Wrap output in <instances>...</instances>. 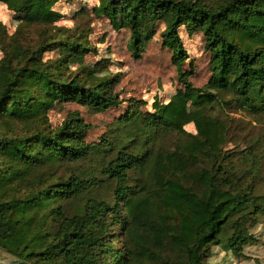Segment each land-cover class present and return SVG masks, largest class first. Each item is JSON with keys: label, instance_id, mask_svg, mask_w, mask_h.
Instances as JSON below:
<instances>
[{"label": "trees", "instance_id": "16d2710c", "mask_svg": "<svg viewBox=\"0 0 264 264\" xmlns=\"http://www.w3.org/2000/svg\"><path fill=\"white\" fill-rule=\"evenodd\" d=\"M52 1L0 0L39 31L28 41L0 23V251L28 264H206L218 246L241 255L264 216V138L227 149L225 111L264 120V0H99L97 13L130 31L137 60L170 16L162 46L192 92L153 113L133 100L115 136L95 143L80 112L59 126L50 112L59 102L119 108V76L91 81L68 57L44 60L96 52L87 34L56 25ZM182 28L206 41L212 77L201 89L184 70Z\"/></svg>", "mask_w": 264, "mask_h": 264}, {"label": "rangeland", "instance_id": "374dc122", "mask_svg": "<svg viewBox=\"0 0 264 264\" xmlns=\"http://www.w3.org/2000/svg\"><path fill=\"white\" fill-rule=\"evenodd\" d=\"M99 0H53L51 8L61 15L56 23L58 27L87 34L94 53L69 52L55 49L44 55V60H57L68 57L69 71L75 74H88L91 81L100 77L119 76L116 90L121 94L123 104L106 112H98L89 105L59 102L50 112L52 125L59 126L69 114L80 112L91 126L88 136L90 143L99 142L103 137H112L119 129V120L126 115L133 100L139 101L144 113H153L158 105L171 102L178 96L192 92L178 82L177 71L172 64V52L162 46V32L171 17L166 16L159 23L153 37L148 41L141 59L133 56L129 44L130 31L120 21L119 29H114L110 21L97 13ZM0 23L5 26L9 37L18 35L28 41L39 38L38 29L24 25V15L10 11L0 4ZM24 25V26H23ZM180 35L189 54L185 73L194 88L201 89L212 77L210 54L205 49L202 33L190 35L185 28ZM3 53L0 47V61ZM227 118L233 126L227 149H244L251 140L264 138V120H258L240 110L226 109ZM186 130L195 133L193 125ZM175 143V137L163 138L162 148H169ZM239 146V147H238ZM264 195V168L259 185L255 191ZM251 234L255 243L243 248L241 255L214 247L206 264H264V216L259 217L258 224ZM0 260L13 263L16 260L0 251Z\"/></svg>", "mask_w": 264, "mask_h": 264}, {"label": "water", "instance_id": "95a60500", "mask_svg": "<svg viewBox=\"0 0 264 264\" xmlns=\"http://www.w3.org/2000/svg\"><path fill=\"white\" fill-rule=\"evenodd\" d=\"M0 264H28V263L23 262V261H15L13 263H6L0 260Z\"/></svg>", "mask_w": 264, "mask_h": 264}]
</instances>
